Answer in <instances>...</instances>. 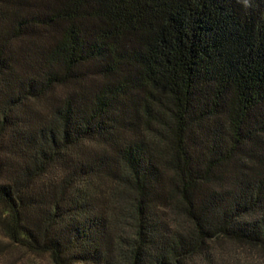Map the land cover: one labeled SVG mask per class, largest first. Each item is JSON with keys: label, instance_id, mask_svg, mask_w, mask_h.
I'll use <instances>...</instances> for the list:
<instances>
[{"label": "trees", "instance_id": "16d2710c", "mask_svg": "<svg viewBox=\"0 0 264 264\" xmlns=\"http://www.w3.org/2000/svg\"><path fill=\"white\" fill-rule=\"evenodd\" d=\"M0 230L53 264H264V0H0Z\"/></svg>", "mask_w": 264, "mask_h": 264}, {"label": "rangeland", "instance_id": "374dc122", "mask_svg": "<svg viewBox=\"0 0 264 264\" xmlns=\"http://www.w3.org/2000/svg\"><path fill=\"white\" fill-rule=\"evenodd\" d=\"M15 43V42H14ZM62 88L58 87L57 91H61ZM44 101H36L35 108H42ZM44 105V104H43ZM56 174V171L54 172ZM51 172L49 176L54 174ZM48 176V177H49ZM45 179V178H44ZM103 187V186H102ZM223 249L221 253H224L225 259L229 264H255V260L258 258V253L248 247L238 246L231 244L230 242H223ZM0 264H53L48 255L34 254L23 247L13 243L7 237L4 236L0 230Z\"/></svg>", "mask_w": 264, "mask_h": 264}]
</instances>
